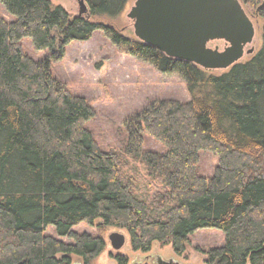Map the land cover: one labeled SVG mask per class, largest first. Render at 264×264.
<instances>
[{
    "label": "trees",
    "instance_id": "obj_1",
    "mask_svg": "<svg viewBox=\"0 0 264 264\" xmlns=\"http://www.w3.org/2000/svg\"><path fill=\"white\" fill-rule=\"evenodd\" d=\"M131 1L87 0L89 17H75L51 0H0L15 17H0V264H74V257L93 264L111 228L125 230L135 252L159 243L179 256L193 234L217 229L226 241L199 249L206 264H264V33L256 55L215 74L106 22ZM240 1L257 10L263 0ZM99 31L121 53L180 77L191 96L159 100L130 117L126 144L108 151L87 128L96 117L91 103L51 69L68 46ZM25 39L51 56L35 60ZM147 136L165 151H145ZM200 152L219 159L212 177L198 173ZM130 162L163 189L142 198ZM82 223H98L99 235L75 232Z\"/></svg>",
    "mask_w": 264,
    "mask_h": 264
},
{
    "label": "rangeland",
    "instance_id": "obj_2",
    "mask_svg": "<svg viewBox=\"0 0 264 264\" xmlns=\"http://www.w3.org/2000/svg\"><path fill=\"white\" fill-rule=\"evenodd\" d=\"M135 1L129 3L126 11L119 18L106 21L128 37H134L133 21L128 18V14ZM51 2L63 7L75 17L80 14L81 3H85L88 7L87 0H51ZM263 4L264 0L257 10L246 9L255 24L256 34L253 44L247 47V49L253 48L254 53L245 55L242 62L248 61L262 48L264 18L259 15V10L264 9ZM0 17L8 22L15 21V17L1 4ZM22 44L27 54L35 60H44L51 56L50 50L36 51L31 39L23 40ZM222 44L224 46V43ZM215 45L211 48H215ZM51 69L54 77L66 83L73 94L84 97L91 103L96 117L87 124V128L104 151L123 148L128 137L126 121L149 108L153 103L159 100L186 103L191 100L187 85L180 77L163 75L149 64L121 53L100 31L86 42H74L68 46L64 59L52 61ZM211 72L220 74L223 71ZM144 149L158 153L165 151L162 144L149 136L145 138ZM200 157L199 175L212 177L219 164L218 157L209 152H200ZM128 173L138 180L139 194L144 199H151L156 192L163 189L162 185L151 181L146 168L138 163L130 162ZM97 225L98 223L95 226L82 223L73 230L95 236L99 235ZM113 233H120L126 237V244L120 251H115L109 241ZM47 234L57 237L54 228H49ZM105 240L107 249L93 264H118L113 257L116 255L126 256L129 264H159L160 261L175 264H206L207 256L199 249L208 251L221 247L225 244L226 235L217 229L200 230L191 236L184 256L177 255L172 246L162 247L159 243H154L151 252L147 254L135 252L131 247L130 236L125 230L108 229ZM73 262L83 264L77 257L73 258Z\"/></svg>",
    "mask_w": 264,
    "mask_h": 264
},
{
    "label": "water",
    "instance_id": "obj_3",
    "mask_svg": "<svg viewBox=\"0 0 264 264\" xmlns=\"http://www.w3.org/2000/svg\"><path fill=\"white\" fill-rule=\"evenodd\" d=\"M79 16L89 17L85 3ZM128 18L138 41L205 71H226L254 53L247 47L254 42L255 24L240 0H136ZM213 42H223L226 48L213 49ZM109 241L120 251L126 237L113 233Z\"/></svg>",
    "mask_w": 264,
    "mask_h": 264
},
{
    "label": "flooded vegetation",
    "instance_id": "obj_4",
    "mask_svg": "<svg viewBox=\"0 0 264 264\" xmlns=\"http://www.w3.org/2000/svg\"><path fill=\"white\" fill-rule=\"evenodd\" d=\"M222 43H223V42H213V43L210 44V47H212V45L216 44V45H215V48H213V49H216V48H219L220 50L223 49V48L225 49V48H226V44L224 43V46H223ZM217 44H220V45H217ZM221 44H222V45H221ZM224 49H223V50H224Z\"/></svg>",
    "mask_w": 264,
    "mask_h": 264
}]
</instances>
